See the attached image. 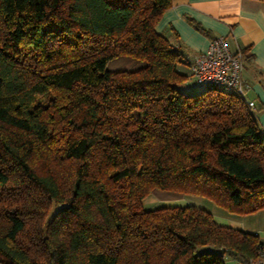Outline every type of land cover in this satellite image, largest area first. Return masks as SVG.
I'll return each mask as SVG.
<instances>
[{
	"label": "trees",
	"instance_id": "1",
	"mask_svg": "<svg viewBox=\"0 0 264 264\" xmlns=\"http://www.w3.org/2000/svg\"><path fill=\"white\" fill-rule=\"evenodd\" d=\"M172 2L0 0V264H246L264 246L204 208H143L264 209L244 100L178 89L191 73L155 30ZM117 57L141 64L108 71Z\"/></svg>",
	"mask_w": 264,
	"mask_h": 264
},
{
	"label": "crops",
	"instance_id": "2",
	"mask_svg": "<svg viewBox=\"0 0 264 264\" xmlns=\"http://www.w3.org/2000/svg\"><path fill=\"white\" fill-rule=\"evenodd\" d=\"M189 19L199 23L203 31L196 29ZM155 30L181 53L183 63L178 69L188 75L194 57L205 51L210 40L217 36L224 37L231 51L241 50L244 54L241 79L247 100L253 102L249 110L264 136V1L173 0ZM207 210L218 224L255 233L264 244V209L236 214L209 201ZM225 264L243 263L226 255Z\"/></svg>",
	"mask_w": 264,
	"mask_h": 264
},
{
	"label": "built area",
	"instance_id": "3",
	"mask_svg": "<svg viewBox=\"0 0 264 264\" xmlns=\"http://www.w3.org/2000/svg\"><path fill=\"white\" fill-rule=\"evenodd\" d=\"M243 60L241 50L231 51L224 37L217 36L210 40L205 51L194 57L190 73L199 86L214 87L235 94L251 108L253 102L247 100L246 86L241 79ZM246 264H264V246Z\"/></svg>",
	"mask_w": 264,
	"mask_h": 264
},
{
	"label": "rangeland",
	"instance_id": "4",
	"mask_svg": "<svg viewBox=\"0 0 264 264\" xmlns=\"http://www.w3.org/2000/svg\"><path fill=\"white\" fill-rule=\"evenodd\" d=\"M141 63L136 61L135 59L129 58V57H117L114 59L109 60L106 63V69L110 72L114 71H120V70H133L140 66ZM178 89L185 93H198L202 91L204 88L196 84L192 76L189 77V79L182 83L181 85H178ZM156 195H163L162 193H154L146 197L142 204L144 209H151L157 206H160L162 204H175V203H182L185 202L184 205H193L199 208L208 209V203L209 201L200 196H192V195H186L181 198H168L165 197L163 200L161 198H158Z\"/></svg>",
	"mask_w": 264,
	"mask_h": 264
}]
</instances>
